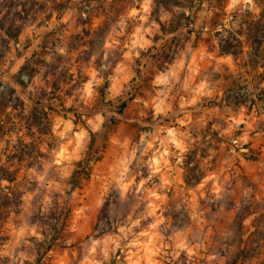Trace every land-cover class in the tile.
<instances>
[{"label": "rangeland", "instance_id": "374dc122", "mask_svg": "<svg viewBox=\"0 0 264 264\" xmlns=\"http://www.w3.org/2000/svg\"><path fill=\"white\" fill-rule=\"evenodd\" d=\"M81 2L0 0V264H264V81L198 42L254 1Z\"/></svg>", "mask_w": 264, "mask_h": 264}, {"label": "trees", "instance_id": "16d2710c", "mask_svg": "<svg viewBox=\"0 0 264 264\" xmlns=\"http://www.w3.org/2000/svg\"><path fill=\"white\" fill-rule=\"evenodd\" d=\"M90 1L82 0L81 3L86 5ZM253 1L258 8L257 13L251 12L248 8L243 12L238 9L233 13L232 20L228 24L218 20L213 21L209 27V36L204 41L209 52H215L218 56H231L247 74L257 73L260 67L264 68V65L260 64V60L264 59V51L263 54L261 53L262 48L264 49V0ZM239 17L241 19L238 21ZM175 28L171 29L175 30ZM206 28V25L201 26L199 36ZM1 29H4V26H1ZM8 36L11 37V35ZM14 36L12 35L11 38H14ZM240 59H243L241 65L239 64ZM243 75L240 74V76ZM246 89L247 87H245ZM226 92L227 95L221 101V105L229 106L231 103H235L238 106L251 109L252 105L255 104L256 100L254 98L247 99L244 96H238V93L234 92L232 87L227 89ZM234 94L237 96H234ZM4 172L5 174H0V180L13 182L16 179L15 174L9 173V171ZM198 180L199 178H196L195 182ZM184 181L188 186L191 185L188 176H184Z\"/></svg>", "mask_w": 264, "mask_h": 264}, {"label": "crops", "instance_id": "0c3cea01", "mask_svg": "<svg viewBox=\"0 0 264 264\" xmlns=\"http://www.w3.org/2000/svg\"><path fill=\"white\" fill-rule=\"evenodd\" d=\"M204 25H206V24H204ZM206 27H207V25H206ZM208 27L206 28V29H204V32H202V34H201V37H200V39L201 40H198V42L200 41L202 44H203V46L205 47V51H206V53H215V52H209L208 50H207V45H206V43L204 42L205 41V39L209 36V32H208ZM205 32H208V36L207 37H202V35L205 33ZM216 54V53H215ZM216 56L217 57H219V58H228V57H230V58H232L231 56H218L217 54H216ZM232 60H233V62H234V64L236 65V66H238L239 67V65L238 64H236V62L234 61V59L232 58ZM260 68H262V67H260ZM239 69H241L240 67H239ZM242 70V72L243 73H241L243 76H246V75H250V74H247L246 72H244V70L243 69H241ZM262 70H263V75H262V73H260L259 71L257 72V75H259L262 79H261V81L263 82L264 81V68H262ZM238 73V72H237ZM255 74L256 73H253L252 75H254L255 76ZM247 77V76H246ZM230 88V87H229ZM228 88V89H229ZM227 90V89H226Z\"/></svg>", "mask_w": 264, "mask_h": 264}]
</instances>
